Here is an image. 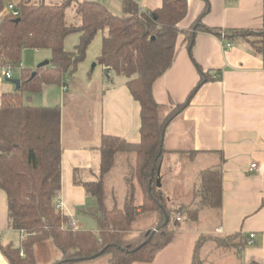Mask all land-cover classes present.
<instances>
[{
  "label": "trees",
  "instance_id": "obj_1",
  "mask_svg": "<svg viewBox=\"0 0 264 264\" xmlns=\"http://www.w3.org/2000/svg\"><path fill=\"white\" fill-rule=\"evenodd\" d=\"M201 1L205 8L192 28L220 35L218 29L202 25L209 0ZM5 3L14 5L18 17L4 13ZM69 8L75 13L71 22L66 18ZM121 8V14L114 15L98 1L0 0V67H18L24 50L51 54L48 65L36 69L33 79V70L21 68L20 89L0 98V190L6 195L8 228L23 234L17 247L0 245L8 264H75L101 256L109 264L150 263L174 240L182 220L195 222L201 210L221 207L219 164L201 170L187 193H180L178 185L171 186L172 179L162 173L166 128L203 84L220 79L219 72L212 75L194 63L199 81L182 104L165 107L153 97L154 82L172 62L187 0H161L160 7L151 10L122 0ZM195 32L184 33L190 53ZM98 33L102 34L101 50L95 63L126 79V87L140 107V141L132 144L119 137H101L99 176L96 181L80 183L95 201L89 209L97 223V231H92L73 227L57 207L60 107L32 106L25 103L24 96L40 93L45 85H61L64 75L74 74ZM73 34H79V41L73 52H67L64 42ZM226 34L232 40L243 39L264 63V18L261 29ZM120 161L126 172L123 202L118 204L114 194L110 196L107 180ZM138 193L141 200L137 204ZM143 219L151 222L146 229L139 228ZM248 237L236 233L215 241L221 247L237 249L247 247ZM208 238L197 241L191 264H203L199 251Z\"/></svg>",
  "mask_w": 264,
  "mask_h": 264
},
{
  "label": "crops",
  "instance_id": "obj_2",
  "mask_svg": "<svg viewBox=\"0 0 264 264\" xmlns=\"http://www.w3.org/2000/svg\"><path fill=\"white\" fill-rule=\"evenodd\" d=\"M90 1L102 2L112 14H121L122 0ZM137 3L141 9L151 10L160 7L161 0ZM204 8L201 0H187V14L178 25L182 32L176 38L172 62L154 82L153 97L165 107L182 104L199 81L194 63L212 75L220 73L219 80L203 84L188 106L170 122L163 146L165 152L187 156L190 163L201 162L204 167L201 170L220 165L221 207L201 210L194 223L200 221L202 214V218L209 220L204 228L177 231L180 240L176 233L174 240L152 262L134 264H191L197 241L211 236L214 238H208L200 247L203 264H264V63L251 53L243 39L232 40L225 35L231 30L261 29L264 0H209V10L201 23L218 29L220 35L196 30L190 53L184 33L193 32L192 26ZM101 39L102 34L98 33L86 51L85 60L67 78V84L45 85L39 93L43 103L31 104L60 107L61 191L57 205L79 230H87L84 227L89 225V230L97 231L96 220L89 214L95 201L86 195L80 183L96 181L99 176L101 137H119L132 144L140 141V107L130 95L126 79L111 70L106 78L104 69L95 63L100 55ZM78 41L79 34L68 36L65 51L70 52ZM43 59L50 61L45 53L37 55L36 63ZM91 63L95 64L94 68ZM31 70L35 71L36 67ZM14 91V85L0 79V98L3 93ZM175 128L177 135H171ZM167 143L173 146L167 148ZM251 165L255 168L251 169ZM185 179L189 183L191 177L187 175ZM137 200L140 203V193ZM150 224V220L143 219L139 228L146 229ZM236 233L253 234V245L224 248L215 241ZM22 237L21 232L7 226V200L0 190V245L17 247ZM0 264H8L1 253ZM75 264L109 263L106 256H101Z\"/></svg>",
  "mask_w": 264,
  "mask_h": 264
},
{
  "label": "rangeland",
  "instance_id": "obj_3",
  "mask_svg": "<svg viewBox=\"0 0 264 264\" xmlns=\"http://www.w3.org/2000/svg\"><path fill=\"white\" fill-rule=\"evenodd\" d=\"M75 17V13L73 8H69L66 10V18L68 22H71ZM76 46V44L71 47V50H69L70 52H73L74 47ZM47 53L49 55V58H51V54L50 51L48 50H24L22 52L20 61L18 63V65L21 66V68L23 67V69L26 70H30L33 66L37 67L41 62L46 61L47 59H43L42 61H39L36 63V57L37 55H43ZM93 63H91L92 65ZM20 75H21V69L18 68L17 66L13 68V76H12V80H16L19 79L20 80ZM69 77V74H66L63 76V80H62V84L61 85H54V87L57 86H63L64 83H68L69 81L67 80V78ZM4 81V80H3ZM6 81V80H5ZM9 82V81H8ZM10 83V82H9ZM11 84V83H10ZM13 85V84H11ZM50 85V86H52ZM49 86V85H48ZM69 86V85H68ZM39 93L34 94H26L25 93V103L31 105L33 102L34 104H42V98L41 96H39ZM32 101H29L31 100ZM38 105V106H39ZM70 110H67V114H69ZM171 135H177L176 132V128L174 130H172ZM173 146L171 143H167V148ZM123 161H120L118 166L114 169V171L112 172V174L109 176L108 179H113V183L108 182L109 180H107V188L109 190V193H111V191H113L114 194V199L117 200L118 204H121L123 202V197H124V183H123V176L125 175L126 170L124 169V165L122 163ZM188 164L187 168L183 169V165ZM168 166H170L168 172H167V168ZM202 163L201 162H191L190 163V159L187 158V156H185L184 158H182L181 156H179L178 154L175 155L171 152H165L164 156H163V168H162V173L164 174V178L166 179H171L174 181L175 185H178L177 188L179 190V192L181 193L182 191H184L185 193L189 192L193 186V184L196 182V178H197V174L198 172L204 168L202 167ZM187 174L189 177H191L190 182L188 183L185 179L184 176L185 174ZM122 179V180H121ZM179 180L181 181L180 184L176 183L179 182ZM138 191V190H137ZM111 193L110 196L113 195ZM139 193L137 194L138 197ZM110 196L108 197L107 203L108 205H110ZM113 200V199H112ZM136 203L138 204V200H136ZM213 220V219H212ZM210 221V223H212L213 221ZM93 222V220H92ZM209 220H206L205 217L202 218V214L200 217V221L197 222L196 224L194 222H189L187 220H182L180 222V226L178 228V232L179 231H185L188 228H192L193 230L198 229V228H202L205 223L208 224ZM94 224V222L92 223ZM89 225H86L84 227V229L89 230L88 227ZM92 228H96V225H92ZM204 228V227H203ZM181 234L176 235L177 240H180ZM184 237V236H183Z\"/></svg>",
  "mask_w": 264,
  "mask_h": 264
},
{
  "label": "built area",
  "instance_id": "obj_4",
  "mask_svg": "<svg viewBox=\"0 0 264 264\" xmlns=\"http://www.w3.org/2000/svg\"><path fill=\"white\" fill-rule=\"evenodd\" d=\"M133 2H138L140 0H131ZM4 13H9L14 17H18L19 15V11L15 9L14 5L10 4V3H5V9H4ZM224 37V36H223ZM230 45H227V48H229ZM18 68L21 69V66L19 65ZM13 76V67L9 66V65H5L0 67V79L9 81L10 79H12ZM64 90V88H63ZM251 169L255 168V165H251L250 167ZM58 207V205H57ZM72 226L75 227V223L71 222ZM254 243V235L253 234H249L248 237V241L246 242V246H251ZM21 256H24L23 252H20Z\"/></svg>",
  "mask_w": 264,
  "mask_h": 264
},
{
  "label": "water",
  "instance_id": "obj_5",
  "mask_svg": "<svg viewBox=\"0 0 264 264\" xmlns=\"http://www.w3.org/2000/svg\"><path fill=\"white\" fill-rule=\"evenodd\" d=\"M195 29H196V27L193 28V32H195ZM48 63H49L48 61H43V62H41V63L36 67V69H39V68H41V67H43V66L48 65ZM94 67H95V64L93 63V64L91 65V68H94ZM108 73H109V69H105V70H104V74H105L106 78L109 77V76H108ZM35 75H36V72L34 71V72L32 73V75H31V79H33V78L35 77ZM9 82L15 86V91H17V90L20 89V87H21V82H20L19 79H16V80H12V79H10ZM157 185L159 186V182H157ZM144 244H146V242L143 243L142 245H144Z\"/></svg>",
  "mask_w": 264,
  "mask_h": 264
}]
</instances>
